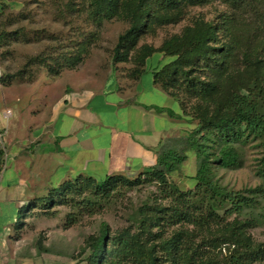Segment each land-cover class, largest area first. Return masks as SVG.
Instances as JSON below:
<instances>
[{"label": "trees", "instance_id": "obj_1", "mask_svg": "<svg viewBox=\"0 0 264 264\" xmlns=\"http://www.w3.org/2000/svg\"><path fill=\"white\" fill-rule=\"evenodd\" d=\"M215 1L228 7L218 20L197 18L159 48H138L142 35L154 32L158 26L179 23L189 7ZM89 3L93 16L129 23L114 48L115 63L134 58L137 65L130 76L138 80L146 72L150 58H162L153 74L155 83L177 102L181 96L195 98L190 114L198 123L188 139L198 156L199 168L195 190L182 192L173 188L168 175L177 170L181 159L171 151L162 154V148L157 164L134 179L121 174L102 180L80 175L50 189L44 198L48 205L56 204L58 199L90 214L102 201H110L123 189H135L145 183H155L163 196L162 201L140 209L135 228L112 234L104 224L100 234L89 236L86 264L263 263L264 243L257 242L250 230L264 223V217H241L264 203V0ZM199 71L208 76L202 78ZM249 141L263 147L258 166L262 183L236 192L219 186L214 182L212 167H238L241 155L237 145ZM168 199L170 203L165 204L163 201ZM31 204L32 200L19 211L16 229L21 230V212L31 208ZM234 215L236 218L228 221ZM223 249L226 254H222Z\"/></svg>", "mask_w": 264, "mask_h": 264}, {"label": "rangeland", "instance_id": "obj_2", "mask_svg": "<svg viewBox=\"0 0 264 264\" xmlns=\"http://www.w3.org/2000/svg\"><path fill=\"white\" fill-rule=\"evenodd\" d=\"M187 11L179 23L158 26L154 32L142 35L138 48L142 45L159 48L195 19L218 20L228 7L215 1L189 7ZM128 27L127 20L93 16L89 0H0V112L13 109L37 116L48 111L66 92L99 88L110 75L134 80L130 76L137 65L134 58L126 63L113 60L118 38ZM158 58H151L147 67L158 66ZM197 74L202 78L208 76L207 72ZM194 102V97L181 96L178 121L182 128L167 140L161 151L180 156L178 168L168 175V181L182 192L193 191L197 185L199 159L188 139L198 123L190 114ZM237 149L241 155L238 167H212L214 182L234 192L262 183L258 166L263 147L249 141L238 144ZM47 195L32 199V207L21 212L23 217L18 224L21 230L14 227L18 210L0 214V264H86L89 236L100 234L104 224L112 234L135 228L140 209L163 198L155 183H145L135 189H123L110 201H102L90 214L58 199L56 204L48 205L44 200ZM163 202L169 204L170 199ZM245 214L241 219L250 214L264 217V203ZM234 218L235 215L228 221ZM250 233L257 242L264 243V223ZM226 253L223 249L222 254Z\"/></svg>", "mask_w": 264, "mask_h": 264}, {"label": "crops", "instance_id": "obj_3", "mask_svg": "<svg viewBox=\"0 0 264 264\" xmlns=\"http://www.w3.org/2000/svg\"><path fill=\"white\" fill-rule=\"evenodd\" d=\"M161 61L138 80L114 74L99 88L70 90L37 116L1 111L8 167L0 180V214L19 213L80 175L132 178L154 167L159 151L182 128L175 119L179 103L154 81Z\"/></svg>", "mask_w": 264, "mask_h": 264}, {"label": "built area", "instance_id": "obj_4", "mask_svg": "<svg viewBox=\"0 0 264 264\" xmlns=\"http://www.w3.org/2000/svg\"><path fill=\"white\" fill-rule=\"evenodd\" d=\"M9 114L10 112L6 111L5 115L8 116ZM7 167H8V152L5 147L4 131L0 128V180Z\"/></svg>", "mask_w": 264, "mask_h": 264}]
</instances>
